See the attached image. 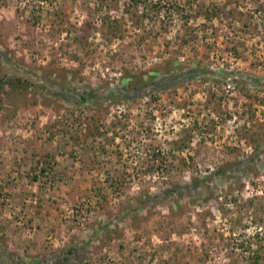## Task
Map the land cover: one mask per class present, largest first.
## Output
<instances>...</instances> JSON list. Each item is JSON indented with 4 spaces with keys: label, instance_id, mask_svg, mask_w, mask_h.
Returning <instances> with one entry per match:
<instances>
[{
    "label": "rangeland",
    "instance_id": "obj_1",
    "mask_svg": "<svg viewBox=\"0 0 264 264\" xmlns=\"http://www.w3.org/2000/svg\"><path fill=\"white\" fill-rule=\"evenodd\" d=\"M0 78V264H264V0H0Z\"/></svg>",
    "mask_w": 264,
    "mask_h": 264
},
{
    "label": "trees",
    "instance_id": "obj_2",
    "mask_svg": "<svg viewBox=\"0 0 264 264\" xmlns=\"http://www.w3.org/2000/svg\"><path fill=\"white\" fill-rule=\"evenodd\" d=\"M18 81H23V79H21V77L20 76H17V78H16ZM257 79V78H256ZM259 79V78H258ZM2 81H6V82H8V80H4V79H2V78H0V83H2ZM258 81V80H257ZM254 82H256V81H254ZM91 94V93H90ZM91 95H94V94H91Z\"/></svg>",
    "mask_w": 264,
    "mask_h": 264
}]
</instances>
